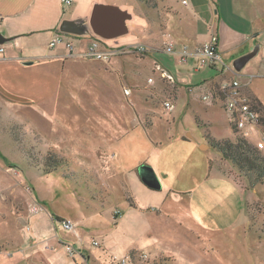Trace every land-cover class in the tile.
Instances as JSON below:
<instances>
[{
  "label": "rangeland",
  "instance_id": "374dc122",
  "mask_svg": "<svg viewBox=\"0 0 264 264\" xmlns=\"http://www.w3.org/2000/svg\"><path fill=\"white\" fill-rule=\"evenodd\" d=\"M118 3L132 19L127 34L100 42V51H121L111 58L109 72L107 62H77L70 85L64 76L62 89L42 93L10 89L12 74L0 75V264H39L25 248L51 234L62 241L35 246L49 264H75L62 242L81 251L76 264H106L133 251L160 264H264V187L251 188L215 149L200 148L207 134L218 140L233 136L221 104L203 100L212 96L209 82L226 72L219 66L197 71L195 59L178 63L164 51L170 7L181 8L175 0H157L154 8ZM210 4L227 8L237 31L248 38L237 50L245 55L259 47L240 72L232 66L238 57L222 59L232 78L247 83L264 102V22L246 27L234 0ZM167 12L169 29L159 33ZM148 24L157 30L148 34ZM255 26L260 33L250 37ZM90 36L73 40L80 52L92 43ZM61 45L66 48V41ZM142 47L148 53L135 52ZM154 63L174 78V99L170 89H156ZM166 100L173 104L170 113L163 108ZM259 130L264 141L261 123ZM49 154L63 157L67 166L51 173L34 166ZM140 164L154 169L159 191L138 182L134 171ZM52 216L75 231H64L55 217L50 230L37 235L39 224Z\"/></svg>",
  "mask_w": 264,
  "mask_h": 264
},
{
  "label": "crops",
  "instance_id": "0c3cea01",
  "mask_svg": "<svg viewBox=\"0 0 264 264\" xmlns=\"http://www.w3.org/2000/svg\"><path fill=\"white\" fill-rule=\"evenodd\" d=\"M63 1L0 0V35L8 39V42L2 44L4 46V53L0 55V65L2 64L0 75L6 72L12 74L10 77L13 78L11 82L14 84L9 85L12 86L10 89H30L31 93H36V91L31 89H41L38 90V93L44 92L42 89H62L64 76L68 77L67 81L70 85V81L74 76L73 71L78 67L77 62L93 61L84 59L83 57L78 58L82 52L79 51L77 44L73 42L76 37L61 33L59 30L60 24L64 20L85 19L87 21L94 4L118 5L119 0H70V5H65ZM123 1L125 3L129 2V0ZM175 1L180 4L181 8L175 10L170 7V42L172 41L178 50L186 46L188 52L192 53L197 45L208 40L210 31L212 30L218 35L219 52L222 58L231 55L234 59L246 53V51L243 52V50H237V48L246 44L248 38H245L244 34L237 31L236 26L231 22L228 9L225 7L223 9L221 4H219L218 10L211 6L210 2L214 5L215 1L219 2V0H184L185 4L179 0ZM234 1L241 6L238 13L242 14L246 27L249 26L248 24L254 26L257 23L264 22V0ZM139 16L147 21L146 16H141L140 14ZM184 21H189L191 27L189 28V26L185 25ZM147 26L149 29L148 34L152 30H157L156 27H153V24H148ZM167 28L169 29L168 12L165 14L164 25L159 26V33L166 31ZM255 29L256 26L254 29L252 27L247 32V35H250V37L252 35L253 37L258 36L260 31L254 33ZM187 37H192L194 40L200 39V42H192V39L189 41ZM90 38L92 39L91 36ZM55 39L61 41L51 46V42ZM68 39L73 42V50L71 52L61 45L63 44V40L66 41ZM77 43L79 42L77 41ZM146 53H148L147 49ZM144 57L147 56H142L141 59ZM189 57L195 59V62H197L194 56L191 55ZM106 64L108 65V70H105V72H109V69L112 68L111 59ZM232 73L227 72L226 74H222V77L217 82L216 80H211L208 85L213 88L222 82L223 79H233ZM127 75L126 72L123 74L124 80H126ZM2 78L4 79L3 76ZM158 80L156 89H170V97L174 99V96L176 97L177 94V87L174 84L175 80L173 84H170V82L161 79L159 74ZM151 84L155 85L153 81ZM109 85L113 86L112 83ZM241 87L243 92L248 89L249 93H246V95H252L257 98L264 107V102L251 90L247 83H243ZM72 88L71 86H66V89ZM203 142L205 143L200 145L201 149L202 146H205L207 149L211 148L206 141ZM139 166H137V169ZM134 169L132 170L134 171ZM137 169L134 173L137 176L138 182L141 183ZM55 217L52 216V219L46 218V220H43L39 224V228H37V235L46 234L51 228L50 225L53 226ZM44 240L62 241L57 235L54 236L52 234ZM43 241L30 245L29 248L31 249L29 252H27L29 248H25V253L32 255L31 259L39 257V261L42 262L38 261L39 264H49L44 259L42 253L35 247L43 243Z\"/></svg>",
  "mask_w": 264,
  "mask_h": 264
},
{
  "label": "built area",
  "instance_id": "2783aa9c",
  "mask_svg": "<svg viewBox=\"0 0 264 264\" xmlns=\"http://www.w3.org/2000/svg\"><path fill=\"white\" fill-rule=\"evenodd\" d=\"M185 4L184 0H179ZM65 5H70V0L63 1ZM102 39L92 37V43L82 52L79 56L88 60L108 62L112 57L121 53L115 54L113 50L100 51L98 49ZM61 40H53L51 46L56 42ZM165 52L170 55L177 56L178 63H185L189 56H194L196 58V70L199 71L204 67L208 66L210 68L220 67V72H232L229 66L223 61L221 54L219 52V38L214 31H210L208 40L204 43L197 45L192 53L188 52L186 46H183L180 51H176L175 44L170 40L166 42ZM66 49L68 51L73 50V43L68 39L66 40ZM135 52L145 53L144 47L135 48ZM134 52V51H133ZM4 53V46L0 44V55ZM153 71L158 73L161 79H165L170 84L174 83L173 77L167 73L159 64L154 63ZM149 83L152 79L148 80ZM212 96L209 97L205 95L203 97L204 101L213 100L214 102H219L221 108L228 113L230 117V124L232 135L235 139H241L243 141L255 143L258 149H264V141L261 138V132L259 130L260 126V113L252 104L251 98L246 94L241 92V85L235 79L223 80L212 88ZM128 92V91H127ZM163 108L168 113L173 111V104L171 100H166L163 102ZM36 210V209H35ZM117 213V212H116ZM63 226L64 231L74 232L75 228L73 224L66 220L60 221ZM95 246H98L96 242H93ZM62 247L69 259L75 260L76 257L81 255V251H77L74 246L69 242H62ZM106 264H160L157 260L150 259L146 254L134 253L133 255L127 254L123 259L117 260L110 258Z\"/></svg>",
  "mask_w": 264,
  "mask_h": 264
},
{
  "label": "water",
  "instance_id": "95a60500",
  "mask_svg": "<svg viewBox=\"0 0 264 264\" xmlns=\"http://www.w3.org/2000/svg\"><path fill=\"white\" fill-rule=\"evenodd\" d=\"M132 15L127 10H122L118 6L111 4L96 3L93 5L89 18L78 20H64L60 24L61 33L75 37L89 36L91 34L102 40H112L128 33V22ZM8 42L0 35V44ZM259 47L251 52L238 57L232 66L235 72H240L250 60L258 53ZM141 183L148 189L159 191L161 189L160 180L154 169L142 164L137 169Z\"/></svg>",
  "mask_w": 264,
  "mask_h": 264
},
{
  "label": "trees",
  "instance_id": "16d2710c",
  "mask_svg": "<svg viewBox=\"0 0 264 264\" xmlns=\"http://www.w3.org/2000/svg\"><path fill=\"white\" fill-rule=\"evenodd\" d=\"M134 3L145 4L149 8H154L157 6V0H132ZM153 2V3H152ZM94 37V35H92ZM96 39L98 37H95ZM251 98L252 104L260 113V122L264 126V107L258 101L257 98L252 95H248ZM225 139L218 140L206 135V143L213 149H215L221 157L231 163V165L236 169V171L243 176L249 183L251 188L260 185L264 187V153L260 152L256 146L251 142L243 141L241 139ZM42 157V156H40ZM31 164L30 166H33ZM63 165L66 167V161L63 157L55 156L53 154L45 155V158L40 159L36 168H39L44 173H51L56 171L58 168H62ZM115 217H117L115 215ZM57 221H62L63 219H58ZM135 252H130L133 255ZM83 258V257H82ZM76 264V259L73 260Z\"/></svg>",
  "mask_w": 264,
  "mask_h": 264
}]
</instances>
